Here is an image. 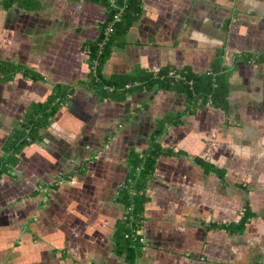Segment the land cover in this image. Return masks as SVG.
Listing matches in <instances>:
<instances>
[{
    "label": "crops",
    "instance_id": "crops-1",
    "mask_svg": "<svg viewBox=\"0 0 264 264\" xmlns=\"http://www.w3.org/2000/svg\"><path fill=\"white\" fill-rule=\"evenodd\" d=\"M108 9L91 0H0V62L39 72L0 81V157L29 106L74 91L0 178V264H129L115 249L133 151L158 138L139 264H264V0H143L103 75L165 66L229 72L227 108H192L173 89L101 98L86 41ZM248 214L246 218L244 215ZM243 225L238 227L239 221ZM233 225L234 227H226Z\"/></svg>",
    "mask_w": 264,
    "mask_h": 264
},
{
    "label": "trees",
    "instance_id": "trees-1",
    "mask_svg": "<svg viewBox=\"0 0 264 264\" xmlns=\"http://www.w3.org/2000/svg\"><path fill=\"white\" fill-rule=\"evenodd\" d=\"M108 9L107 18L102 23L101 32L96 40L86 41L83 49L89 54L90 73L84 84L101 98L124 101L140 91L173 89L186 94L189 105L198 108L205 104L227 108L229 95V72L222 69L217 60L209 72L197 74L188 69L179 70L165 66L158 71L138 69L129 74L103 75V67L115 48L126 43L129 29L140 17L143 0H91ZM116 15L119 19H116ZM17 73L33 80H43L39 72L22 65L0 62V81H7ZM74 87L56 84L47 100L32 103L25 113L22 123L9 135L5 143V154L0 157V178L16 166L18 154L22 148L33 142L42 141V130L51 123L58 110L73 94ZM172 118H165L152 135L149 148L131 154L130 169L127 179L122 184L119 200L126 206V213L118 224L115 233V249L125 254L129 264H137L143 242L141 224L144 219V208L147 202L146 189L152 177L160 155H175L171 148H164L158 138L164 133L166 125ZM248 214L245 213L243 218ZM244 219L239 221L242 226ZM228 228L233 225L226 226ZM128 235V236H127Z\"/></svg>",
    "mask_w": 264,
    "mask_h": 264
},
{
    "label": "built area",
    "instance_id": "built-area-1",
    "mask_svg": "<svg viewBox=\"0 0 264 264\" xmlns=\"http://www.w3.org/2000/svg\"><path fill=\"white\" fill-rule=\"evenodd\" d=\"M112 1H115V0H112ZM116 19H119V16L118 15H116V17H115ZM128 236V235H127ZM141 240H142V242L144 241V239H143V237L141 238ZM137 264H139V263H137Z\"/></svg>",
    "mask_w": 264,
    "mask_h": 264
}]
</instances>
